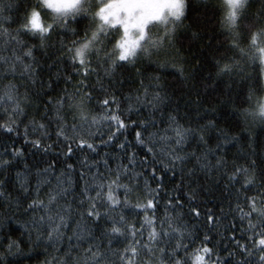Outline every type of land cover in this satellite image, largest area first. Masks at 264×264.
<instances>
[{"label":"snow or ice","instance_id":"1","mask_svg":"<svg viewBox=\"0 0 264 264\" xmlns=\"http://www.w3.org/2000/svg\"><path fill=\"white\" fill-rule=\"evenodd\" d=\"M136 2L163 13V27L120 24L111 33L104 0L0 6V135L12 140L28 122L23 145L5 143L0 152V209H11L0 216V264H15L12 257L29 245L45 249V264H264V158L230 163L231 129L207 111L201 117L198 106L190 112V102L181 109L183 98H174L163 74L141 73L139 87L125 88L124 73L138 72L144 60L157 69L171 63L183 76L186 69L176 67L183 61L153 57L174 48L193 5ZM223 3L231 27L221 25L225 55L212 67L216 79L235 84L248 64L264 73V0ZM216 8L208 10L215 15ZM256 90L264 93L259 80ZM256 90L238 107L246 123L251 117L264 126V96ZM178 170L169 194L164 181ZM197 173L207 181L199 192L222 186L227 201L226 213L204 214L202 224Z\"/></svg>","mask_w":264,"mask_h":264},{"label":"trees","instance_id":"2","mask_svg":"<svg viewBox=\"0 0 264 264\" xmlns=\"http://www.w3.org/2000/svg\"><path fill=\"white\" fill-rule=\"evenodd\" d=\"M10 3V0H0V6H6ZM193 7L187 12V18L183 19L182 27L176 33V40L174 48L168 50V54H162L160 57H153V60H160L163 64L166 60L171 61L173 58H178L184 63L177 65L176 67H183L186 69L183 76H179L175 70V67L168 63L167 67L156 68L154 63H149L147 60L143 61L142 65H137L139 71H133L131 75L125 72L124 75L128 77V83L125 84V88L139 87L137 81L141 78V73H147L148 76L163 74L164 79L171 87V92L176 93L174 97L176 100H181V109L185 107L186 103H191L189 111L195 113V108H200L199 115L202 117L207 111L208 116L215 115L216 120L219 122V127L225 130L231 129L229 135L236 139L228 145L227 155L229 162L235 160L240 165L246 166V161L252 159L264 158V126L258 122H253L249 117L247 123L240 115L242 109L238 107V104L248 99L250 89H257V80H259V88L264 89V73L260 72V69L256 65L248 64L244 77H234L235 84L230 80H218L215 78L214 69L212 67L214 57L220 58L225 55V45L227 43L226 35L221 25L227 30L229 26L224 17V10L226 6L223 0H190ZM95 6V4L90 3ZM212 5H216V14L213 15L208 9ZM207 6V7H206ZM15 15V13H12ZM23 13H20L22 17ZM15 29L16 25L12 26ZM81 25V29H83ZM235 31V29H233ZM115 33L116 30L109 31ZM215 37V39H213ZM212 40L213 48L208 47L209 41ZM115 54V52H113ZM132 66L129 65V68ZM251 77V79H249ZM211 81V82H209ZM63 85H61L62 87ZM23 92V89H21ZM170 92V94H171ZM199 93V95H197ZM256 96H264L259 90L255 91ZM199 102L197 105L196 102ZM244 109H249L248 103L243 104ZM256 105L253 101L251 103V109H255ZM0 109V114H2ZM183 114V113H181ZM195 115L193 119H195ZM28 122H25V125ZM20 127V135L13 134L12 140H5L0 135V152L3 151L2 146L7 143L11 146L12 142H16V147L23 145L24 127ZM237 125L239 127L237 128ZM131 139V132L128 133ZM213 142V146H214ZM24 147H27L24 145ZM195 145L193 146V150ZM31 149H28V153ZM102 155V153H101ZM29 159H33L29 155ZM198 179L195 182V187L198 190V198L195 200L200 206L202 216L200 217L201 224L204 220V214L209 212H216L221 215L220 209L224 208L227 212V201L224 196L221 195L219 190L222 186H217L209 191L207 187L199 192L200 183L207 185V181L204 180L202 173H197ZM78 180V177H74ZM167 184L166 191L171 194L176 185L180 183L179 170L176 176L168 174L167 179L164 181ZM55 183V182H53ZM187 183V181H186ZM82 187V183H81ZM77 193L79 189H76ZM184 192L188 193V188H184ZM225 195H227L225 193ZM187 200V195L184 196ZM68 200L71 201L72 197L69 196ZM103 211V209H102ZM127 211H131L128 209ZM11 212L7 206L0 209V216L5 213ZM184 214L188 219H191L189 214L188 204L185 203L183 208ZM16 224H13V228ZM228 227L226 221L223 225H219V231L224 233L225 228ZM239 235V232L236 233ZM24 255L19 257H12L15 264H45V249H33L31 245L23 248ZM55 254V253H53ZM50 258V257H49Z\"/></svg>","mask_w":264,"mask_h":264},{"label":"rangeland","instance_id":"3","mask_svg":"<svg viewBox=\"0 0 264 264\" xmlns=\"http://www.w3.org/2000/svg\"><path fill=\"white\" fill-rule=\"evenodd\" d=\"M101 2L103 0H89V3L95 5ZM104 2L108 4V7L102 9L107 21L105 27L108 31L116 30L112 25L119 26L120 24H126L129 28L140 29L156 22L159 27H163L162 24H159L163 13L154 7L144 6L137 3L136 0H104ZM170 2L174 5L178 0H170ZM168 16L171 19V10ZM229 26L231 25L229 24Z\"/></svg>","mask_w":264,"mask_h":264}]
</instances>
